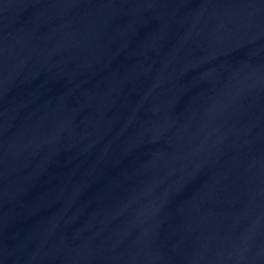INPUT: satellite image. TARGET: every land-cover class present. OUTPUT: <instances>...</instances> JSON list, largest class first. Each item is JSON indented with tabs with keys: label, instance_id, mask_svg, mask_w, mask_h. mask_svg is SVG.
I'll return each instance as SVG.
<instances>
[{
	"label": "water",
	"instance_id": "1",
	"mask_svg": "<svg viewBox=\"0 0 264 264\" xmlns=\"http://www.w3.org/2000/svg\"><path fill=\"white\" fill-rule=\"evenodd\" d=\"M0 264H264V0H0Z\"/></svg>",
	"mask_w": 264,
	"mask_h": 264
}]
</instances>
